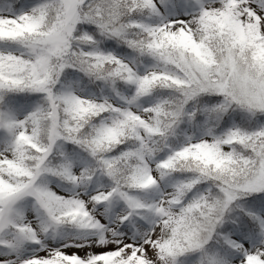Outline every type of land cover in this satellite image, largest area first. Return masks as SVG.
I'll list each match as a JSON object with an SVG mask.
<instances>
[{
  "label": "snow or ice",
  "instance_id": "obj_1",
  "mask_svg": "<svg viewBox=\"0 0 264 264\" xmlns=\"http://www.w3.org/2000/svg\"><path fill=\"white\" fill-rule=\"evenodd\" d=\"M0 264H264V0H0Z\"/></svg>",
  "mask_w": 264,
  "mask_h": 264
}]
</instances>
